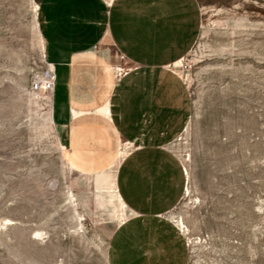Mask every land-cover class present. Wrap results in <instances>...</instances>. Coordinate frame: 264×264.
<instances>
[{"label": "rangeland", "instance_id": "374dc122", "mask_svg": "<svg viewBox=\"0 0 264 264\" xmlns=\"http://www.w3.org/2000/svg\"><path fill=\"white\" fill-rule=\"evenodd\" d=\"M197 1L199 31L171 68L188 115L167 150L186 182L166 218L187 264H264V0ZM35 4L0 0V264H109L130 149L114 137L66 143L53 95L32 91L48 63Z\"/></svg>", "mask_w": 264, "mask_h": 264}, {"label": "crops", "instance_id": "0c3cea01", "mask_svg": "<svg viewBox=\"0 0 264 264\" xmlns=\"http://www.w3.org/2000/svg\"><path fill=\"white\" fill-rule=\"evenodd\" d=\"M106 2L39 0L46 58L57 75L53 118L70 147L93 137L134 143L115 179L128 216L111 236L108 263L187 264L185 238L166 218L186 182L167 145L188 115L183 81L169 66L186 55L199 31V4ZM116 50L139 66L120 82L111 69Z\"/></svg>", "mask_w": 264, "mask_h": 264}, {"label": "built area", "instance_id": "2783aa9c", "mask_svg": "<svg viewBox=\"0 0 264 264\" xmlns=\"http://www.w3.org/2000/svg\"><path fill=\"white\" fill-rule=\"evenodd\" d=\"M113 0H107L106 5L110 7ZM116 60L117 62L112 66L114 72L115 80L120 82L124 77L129 75L131 72L136 71L139 66L133 63H130L126 55L121 53L119 50H116ZM175 67V64H173ZM172 68V65L169 66V69ZM172 71V70H171ZM57 82V75L55 67L52 64L47 63L46 70L39 75L32 83V91L40 95H50L54 93ZM110 114V111L107 113ZM126 149L132 150L134 148V143L124 142Z\"/></svg>", "mask_w": 264, "mask_h": 264}, {"label": "bare ground", "instance_id": "6f19581e", "mask_svg": "<svg viewBox=\"0 0 264 264\" xmlns=\"http://www.w3.org/2000/svg\"><path fill=\"white\" fill-rule=\"evenodd\" d=\"M34 7H35V12L37 13L38 11H39V9H40V6L38 5V4H35L34 5ZM41 39H42V43H43V49H45V45H44V40H43V37L41 36ZM178 65H182V61L180 60V61H178L177 63H176V66H178ZM112 69V68H111ZM173 71H175V72H178L177 70H173ZM36 94V93H35ZM39 96H40V94H38ZM53 118V117H52ZM76 121V120H75ZM52 122H53V120H52ZM63 150H67L66 148H63ZM88 153V152H87ZM84 152H82L80 149H75L74 150V152H72L70 155H69V158H70V160H72L73 158H75V159H77L76 160V162H78V163H80L81 164V166H82V168H84V166H85V162H84ZM186 174L188 175V173H187V171H186ZM119 197V203L122 205V206H124V203H123V201H122V199H121V197H120V195L118 196ZM72 198H74V195L72 194ZM183 227V226H182Z\"/></svg>", "mask_w": 264, "mask_h": 264}]
</instances>
